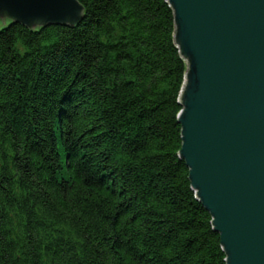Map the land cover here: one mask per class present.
Masks as SVG:
<instances>
[{"label":"trees","instance_id":"trees-1","mask_svg":"<svg viewBox=\"0 0 264 264\" xmlns=\"http://www.w3.org/2000/svg\"><path fill=\"white\" fill-rule=\"evenodd\" d=\"M0 26V264H226L180 157L167 0Z\"/></svg>","mask_w":264,"mask_h":264},{"label":"water","instance_id":"water-1","mask_svg":"<svg viewBox=\"0 0 264 264\" xmlns=\"http://www.w3.org/2000/svg\"><path fill=\"white\" fill-rule=\"evenodd\" d=\"M186 63L180 157L226 264H264V0H167ZM76 0H0L5 21L72 27Z\"/></svg>","mask_w":264,"mask_h":264}]
</instances>
